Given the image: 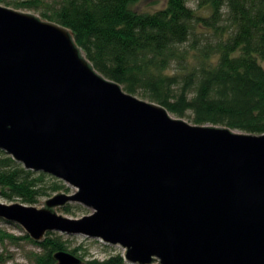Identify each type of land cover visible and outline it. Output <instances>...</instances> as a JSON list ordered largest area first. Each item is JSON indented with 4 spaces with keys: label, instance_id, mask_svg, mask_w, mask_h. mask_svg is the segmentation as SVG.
Instances as JSON below:
<instances>
[{
    "label": "water",
    "instance_id": "obj_1",
    "mask_svg": "<svg viewBox=\"0 0 264 264\" xmlns=\"http://www.w3.org/2000/svg\"><path fill=\"white\" fill-rule=\"evenodd\" d=\"M0 150L76 188L43 207L0 202L36 242L57 231L132 264H264V133L173 116L101 74L71 29L1 4ZM70 202L93 212H56Z\"/></svg>",
    "mask_w": 264,
    "mask_h": 264
},
{
    "label": "trees",
    "instance_id": "obj_2",
    "mask_svg": "<svg viewBox=\"0 0 264 264\" xmlns=\"http://www.w3.org/2000/svg\"><path fill=\"white\" fill-rule=\"evenodd\" d=\"M141 1L15 4L41 9L43 17L71 29L94 67L126 91L141 90L151 101L195 124L264 133V0H198L208 15L189 6L188 0H167L155 11L138 10ZM45 177L0 150L2 197L34 205L50 194L49 189L69 190L60 180L45 185ZM33 242L41 248L34 264H55L54 255L60 250L79 253L78 248L68 250L67 241L56 232H48L43 242ZM83 264H126V260L117 254L84 259Z\"/></svg>",
    "mask_w": 264,
    "mask_h": 264
},
{
    "label": "rangeland",
    "instance_id": "obj_3",
    "mask_svg": "<svg viewBox=\"0 0 264 264\" xmlns=\"http://www.w3.org/2000/svg\"><path fill=\"white\" fill-rule=\"evenodd\" d=\"M9 3L0 2L1 5L8 6L11 8L19 9L24 12H31L34 13L44 20H50L49 18H45L42 16V10L36 8H29V7H22L18 8L16 6L17 1L23 0H8ZM167 3V0H142L141 3L137 5L138 10L140 11H155L160 8H163ZM188 5L197 9L200 14L208 15L209 10L199 8L198 0H188ZM262 64L264 65V59L262 60ZM173 67H176V63H173ZM170 72H176L174 68L170 69ZM133 94V93H132ZM135 96L151 101L148 97L144 95V93L139 90L138 92L134 93ZM173 116H176L173 114ZM177 117V116H176ZM185 120L192 122L190 118H184ZM42 173V172H38ZM46 174L45 177V185L50 186L55 181H58L57 177H54L50 174ZM62 181V180H60ZM63 183L66 187H69V190L62 189L61 192L65 193H73L76 191V188L70 186L69 184ZM60 191H52L49 189L50 194L48 196H44L40 198V202L38 204H34L38 207H43L44 203L42 201H46L49 198L53 197L55 194L59 193ZM0 202L6 204H12L15 202H22L19 198L15 199H7L0 195ZM66 208L70 210L67 211ZM56 212L59 214H63L64 216L70 218H81L84 215L91 214L93 212L92 209L85 207L80 203L70 202L65 207L59 206L56 208ZM58 235H62L63 239L67 241L68 250H72L75 248L79 249L78 256L84 257V259H93L98 258L100 260L106 259L111 255L122 254L124 255V249L119 245H110L107 244L99 239L90 238L84 235H68L65 233L57 232ZM9 235H13L18 238H11ZM27 232L25 229L17 223L8 222L4 219H0V264H34L35 260V253H39L41 248L37 246L33 239L29 236L26 237ZM126 264H132L126 261Z\"/></svg>",
    "mask_w": 264,
    "mask_h": 264
}]
</instances>
